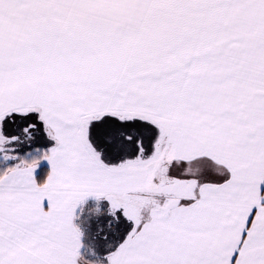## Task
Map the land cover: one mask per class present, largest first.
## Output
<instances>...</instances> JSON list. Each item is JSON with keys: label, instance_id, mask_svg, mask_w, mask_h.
<instances>
[{"label": "snow or ice", "instance_id": "snow-or-ice-1", "mask_svg": "<svg viewBox=\"0 0 264 264\" xmlns=\"http://www.w3.org/2000/svg\"><path fill=\"white\" fill-rule=\"evenodd\" d=\"M0 264H264V0H0Z\"/></svg>", "mask_w": 264, "mask_h": 264}]
</instances>
